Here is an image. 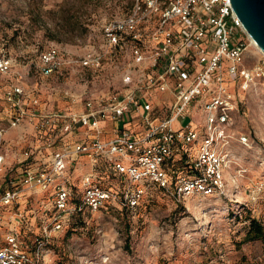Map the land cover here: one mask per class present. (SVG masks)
Here are the masks:
<instances>
[{
    "label": "rangeland",
    "instance_id": "rangeland-1",
    "mask_svg": "<svg viewBox=\"0 0 264 264\" xmlns=\"http://www.w3.org/2000/svg\"><path fill=\"white\" fill-rule=\"evenodd\" d=\"M169 1L0 0V53L11 60V68L0 71L3 172L18 174L25 152L37 146L48 154L43 146L57 135L53 128L37 130L40 116L29 111L11 125L7 92L14 84L23 87L26 110L41 115L81 113L88 98L97 101L126 92L151 95L161 106L170 104L172 93L145 87V79L155 72L152 63L164 35L172 31L179 40L177 30L184 26L178 16L165 20ZM107 28L118 30L117 41ZM235 30L246 44L242 66L250 71L264 67V54L244 32ZM50 46L58 48L61 62L45 75L39 55ZM87 54L100 57V65H82ZM227 84L235 108L227 130L230 142L223 146L229 154L223 194H195L177 203L152 189L136 210L114 199L101 210L85 209L82 216L63 220L54 230L49 192L27 190L15 212L7 214L21 213L26 220L22 233L46 237L43 264H264V240H245L252 219L264 228V78L254 75L245 88L239 76ZM199 114L193 113L194 122L202 125ZM104 129L102 137L108 140L114 128ZM88 173L101 186L119 192V181L104 162L93 167L80 157L67 174L79 196Z\"/></svg>",
    "mask_w": 264,
    "mask_h": 264
},
{
    "label": "built area",
    "instance_id": "built-area-1",
    "mask_svg": "<svg viewBox=\"0 0 264 264\" xmlns=\"http://www.w3.org/2000/svg\"><path fill=\"white\" fill-rule=\"evenodd\" d=\"M174 16L184 24L177 30L179 40L172 31L166 32L152 63L155 72L145 79V87L156 86L158 92L172 93L167 106L154 102L151 95L126 92L97 101L88 98L81 113L54 111L41 115L24 107L23 87H10L7 100L13 108L11 125L16 126L29 111L34 117L40 116L37 130L53 128L57 135L43 146L48 154L41 153L38 146L26 151L16 175L3 172L5 154L0 148V264L44 263L46 237L22 233L20 228L26 220L21 213L7 214L22 202L27 190L49 192L54 230L62 227L63 220L85 209L101 210L114 199L135 210L152 189L177 203L195 194L225 192L229 154L223 146L230 142L227 130L235 108L227 81L239 76L245 88L254 75L264 78V67L250 71L242 66L246 44L243 38H237L235 28L248 34L231 0H170L164 17ZM117 32L107 28L114 41ZM60 62L58 48L50 46L41 51L38 66L48 75ZM82 65L99 66L100 57L87 54ZM10 68L11 60L0 53V71ZM163 111L165 115H161ZM194 112L200 113L197 117L203 114L202 125L194 122ZM108 123L114 133L105 140L102 128ZM3 132L0 128V136ZM79 134L83 137L77 139ZM241 140L246 142L247 137L241 136ZM80 157L93 167L104 162L117 177L119 192L101 186L88 173L82 178L83 195L78 203L73 202L75 187L67 174Z\"/></svg>",
    "mask_w": 264,
    "mask_h": 264
},
{
    "label": "water",
    "instance_id": "water-1",
    "mask_svg": "<svg viewBox=\"0 0 264 264\" xmlns=\"http://www.w3.org/2000/svg\"><path fill=\"white\" fill-rule=\"evenodd\" d=\"M231 3L246 33L264 53V0H231Z\"/></svg>",
    "mask_w": 264,
    "mask_h": 264
},
{
    "label": "trees",
    "instance_id": "trees-1",
    "mask_svg": "<svg viewBox=\"0 0 264 264\" xmlns=\"http://www.w3.org/2000/svg\"><path fill=\"white\" fill-rule=\"evenodd\" d=\"M157 191L158 192H162V191H159V190H157ZM162 193L165 194L164 192H162ZM80 197L81 196H79V194H77V188L75 187L71 199L73 200V202H77L78 203L79 200H80ZM125 209H127V208H125ZM83 212L77 213L74 216H72L71 218H74V217H77V216H82ZM256 239L264 240V228L256 219H252L251 223H250V228H249V230H248V232H247V234L245 236V240L251 241V240H256Z\"/></svg>",
    "mask_w": 264,
    "mask_h": 264
},
{
    "label": "bare ground",
    "instance_id": "bare-ground-1",
    "mask_svg": "<svg viewBox=\"0 0 264 264\" xmlns=\"http://www.w3.org/2000/svg\"><path fill=\"white\" fill-rule=\"evenodd\" d=\"M251 39V38H250ZM251 43L261 52L263 53V51L253 42V40L251 39ZM264 54V53H263Z\"/></svg>",
    "mask_w": 264,
    "mask_h": 264
},
{
    "label": "crops",
    "instance_id": "crops-1",
    "mask_svg": "<svg viewBox=\"0 0 264 264\" xmlns=\"http://www.w3.org/2000/svg\"><path fill=\"white\" fill-rule=\"evenodd\" d=\"M108 127H110V124L108 123V125H107ZM102 129H104V127L102 128ZM113 133H114V129L113 130H111ZM104 133H105V129H104ZM113 133H112V135H113ZM111 135V133L109 134V136L111 137L112 136ZM107 137H108V135H106Z\"/></svg>",
    "mask_w": 264,
    "mask_h": 264
}]
</instances>
